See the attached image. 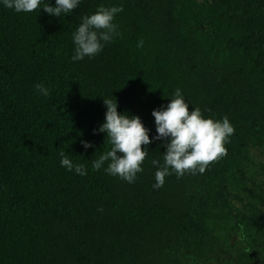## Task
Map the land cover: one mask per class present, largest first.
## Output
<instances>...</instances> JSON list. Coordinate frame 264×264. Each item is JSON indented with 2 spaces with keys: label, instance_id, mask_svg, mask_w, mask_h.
Listing matches in <instances>:
<instances>
[{
  "label": "trees",
  "instance_id": "16d2710c",
  "mask_svg": "<svg viewBox=\"0 0 264 264\" xmlns=\"http://www.w3.org/2000/svg\"><path fill=\"white\" fill-rule=\"evenodd\" d=\"M101 4L122 6L119 34L72 62L80 17ZM36 83L51 89L47 98ZM176 88L189 111L227 116L225 155L203 172L166 176L159 189L151 160L162 163V141L147 146L132 184L91 168L109 148L93 134L102 99L140 117L151 140V112ZM59 151L87 175L62 168ZM256 151L264 154V0H82L62 18L0 7V264H264Z\"/></svg>",
  "mask_w": 264,
  "mask_h": 264
},
{
  "label": "clouds",
  "instance_id": "9594fccd",
  "mask_svg": "<svg viewBox=\"0 0 264 264\" xmlns=\"http://www.w3.org/2000/svg\"><path fill=\"white\" fill-rule=\"evenodd\" d=\"M82 0H0V7L15 13H31L35 10L46 12L49 16L66 17L79 7ZM123 11L122 6L98 5L96 10L80 17V22L72 34L73 54L70 59L78 62L85 57L91 59L118 36L119 25L116 17ZM143 40L136 44L143 47ZM37 95L47 98L51 89L44 84L36 83ZM105 106L104 121L98 129L93 130L105 134L109 148L98 158L93 159L91 168L103 171L113 177L132 184L137 174L143 171L142 164L149 154L148 145L153 141H162L165 151L160 160L152 159L151 164L156 171L153 189H159L165 177L175 174L178 178L187 172L195 174L203 172L209 162L226 154L224 145L234 133V127L227 116L215 120L205 117L201 109L192 107L186 102L181 89L176 88L166 105H161L151 112L154 118L155 135L149 137L140 117L128 112H118L116 99H102ZM82 147L87 150L93 147L91 142L82 140ZM142 145L144 146L142 148ZM59 163L66 171L80 176L87 175L85 165L74 163L65 151H59Z\"/></svg>",
  "mask_w": 264,
  "mask_h": 264
},
{
  "label": "rangeland",
  "instance_id": "374dc122",
  "mask_svg": "<svg viewBox=\"0 0 264 264\" xmlns=\"http://www.w3.org/2000/svg\"><path fill=\"white\" fill-rule=\"evenodd\" d=\"M189 22L191 24H193L194 26H196L197 29H199V35L201 37H203V39H205L206 38V34H205L206 27L200 25L195 18H190L189 17ZM180 23H181V26H182V30H181L182 33L181 34H186L187 33L186 24L183 21L180 22ZM207 45L210 46V47H212V45H215L216 46V44L210 38H208ZM211 54H213L215 56L214 53L211 52ZM256 153H257V151L255 152V155L256 156L254 155L256 157V159L258 161H260L261 163H264V154H260V153H257L256 154ZM256 169L258 170L257 176L259 178H262L264 176V170H259L258 169V166L256 167ZM254 180H255V185L258 186V182H257L258 180H257V178L254 179ZM246 187L247 186L245 184H243L242 182H239L236 190L233 191L234 193H236V196L242 201V203L245 202V200H244V197H245V191H244V189H247ZM261 208L264 209V197L261 200Z\"/></svg>",
  "mask_w": 264,
  "mask_h": 264
}]
</instances>
